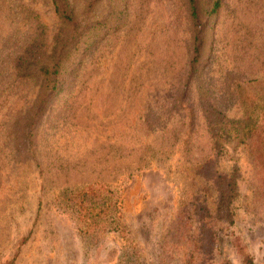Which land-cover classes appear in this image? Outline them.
<instances>
[{
    "label": "rangeland",
    "instance_id": "obj_1",
    "mask_svg": "<svg viewBox=\"0 0 264 264\" xmlns=\"http://www.w3.org/2000/svg\"><path fill=\"white\" fill-rule=\"evenodd\" d=\"M67 2L72 20L60 22L49 0H0V68L26 42L27 14L58 54L114 4ZM182 2L127 0L122 29L95 39L48 99L31 88L24 99H13L14 89L10 99L0 94V264H247L244 255L264 264V191L246 147L213 148L196 94L204 82L223 112L239 117L232 86L264 73V0H222L214 33L202 27L204 7L195 20L172 16ZM196 29L207 57L193 81ZM233 165L234 223L207 222L218 225L210 244L200 237L202 211L191 209L212 212L208 170ZM93 184L117 197L132 249L116 231L79 230L67 212L69 191Z\"/></svg>",
    "mask_w": 264,
    "mask_h": 264
},
{
    "label": "trees",
    "instance_id": "obj_2",
    "mask_svg": "<svg viewBox=\"0 0 264 264\" xmlns=\"http://www.w3.org/2000/svg\"><path fill=\"white\" fill-rule=\"evenodd\" d=\"M10 1L14 3L16 0ZM221 1L183 0L182 4L175 6L172 16H178L183 21L186 16L195 20L198 11L203 10L204 7L206 19L202 27L209 28L214 33L220 16ZM49 2L52 5V12L60 22L72 20L67 0H49ZM126 2L127 0H113L114 4L111 5L108 18L90 24L83 31H77L73 34L70 45L58 54L47 51L46 27L42 21L32 13L27 14L25 17L26 30H24L26 42L20 46L19 51L8 54L0 68L2 99H10L12 96H9V92L13 89L15 90L13 99L30 97L32 90L37 96L39 95V99H48L49 95L60 88L67 77H65L66 73L81 62L86 50L91 43L95 42V39H101V34L103 38L122 29L127 15ZM6 3H9V0H6ZM198 33L199 30L196 29L186 71V79L193 81L194 78H200L202 75L207 57L206 55L203 58L202 55L206 39ZM65 44L66 42L63 45ZM31 66L33 70L29 71ZM232 93L240 111L237 118H230L223 112L221 103H216L204 82L198 86L196 91L201 113L213 141V148L218 146L222 149L220 141L230 140L246 147L256 183L264 191V73L261 77L244 76L242 80L234 83ZM208 173L214 187L212 212L208 210L210 208L206 204L197 208L193 207L191 212L194 214L202 211V217L199 219L200 237L207 238L209 243L213 244L218 225L215 228V224L209 226L207 222L211 221L209 223L212 224L220 221L226 225L234 223L233 203L237 196L236 165H233L228 172L213 171L210 168ZM102 189L101 186L94 184L72 188L64 206L79 230L88 231L93 226V234L109 230L116 231L123 236L125 246L132 249L131 237L125 233L120 221L117 197L108 191L104 193ZM185 210L188 211V209ZM189 256L193 257V255ZM243 260L247 264H253L252 259L247 255H244Z\"/></svg>",
    "mask_w": 264,
    "mask_h": 264
}]
</instances>
